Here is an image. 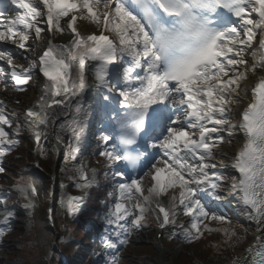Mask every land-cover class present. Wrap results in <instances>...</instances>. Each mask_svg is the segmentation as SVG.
<instances>
[{
  "label": "snow or ice",
  "instance_id": "snow-or-ice-1",
  "mask_svg": "<svg viewBox=\"0 0 264 264\" xmlns=\"http://www.w3.org/2000/svg\"><path fill=\"white\" fill-rule=\"evenodd\" d=\"M90 26L98 31L85 34ZM69 30V43L49 40L42 54L25 55L36 53L27 42L42 39V32ZM21 57L27 66L14 63ZM0 62L4 90L10 80L16 91H25L36 71L46 80L39 101L24 113L25 123L36 129L37 146L45 136L40 129L65 108L74 109L75 145L66 159L80 151L89 118L82 102L93 75L99 88L98 155L112 172L116 192L108 193L113 202L101 239L105 253L127 245L133 231L145 226L153 200L165 195L172 206L155 204L159 228L175 224L182 211L190 218L184 231L189 243L202 237L204 221L230 224L212 211L222 205L219 192L227 179L213 171L214 160L222 145L233 143L234 133L242 134L231 165L238 177H231L228 191L256 224L255 243L247 249L252 264H264V0H0ZM251 77L256 81L249 86ZM5 107L0 101V165L20 143L19 125L17 133L5 130L13 124ZM77 171L83 181L78 187L96 180L95 169L91 177L83 166ZM149 174L145 194L141 181ZM17 188L33 206L36 187L21 182ZM6 199L0 197V237L12 231ZM81 203L82 197L69 198L68 214L75 215ZM205 230L213 231L207 225ZM215 231L228 240L244 238L231 227ZM118 259L117 252L106 264Z\"/></svg>",
  "mask_w": 264,
  "mask_h": 264
},
{
  "label": "rangeland",
  "instance_id": "rangeland-1",
  "mask_svg": "<svg viewBox=\"0 0 264 264\" xmlns=\"http://www.w3.org/2000/svg\"><path fill=\"white\" fill-rule=\"evenodd\" d=\"M41 36H42V39H40L41 41H39L36 45V42L34 40V44L36 45V49L37 47H40L42 46V43L43 41L45 40L46 36H45V31L41 33ZM22 51V50H21ZM31 52V51H29ZM25 55H27V53H25ZM28 56V55H27ZM15 63H18V64H24L25 66H27V62L21 57V58H17L15 60ZM35 73H34V76H33V80L32 82H30L28 85H25V91L23 92H12L11 91V88H10V84L8 83L9 87H8V90H4V85H0V94H5V92L7 94H9V99L8 97L7 100H5V97L3 98H0L1 101H3V104L6 106V110L9 112L10 110V113L11 114H14V116H18V121L20 122L21 125H23V121H22V115H21V110H20V107L19 106H15V105H12L11 104V101H13L14 99V96L16 94H19V95H23V100H22V103L20 104H23L25 99L27 100H30L32 101L34 96H35V90L34 88H36L35 84L33 85V82H35ZM37 85V84H36ZM56 139V136L53 138L52 141H55ZM53 143L52 144L50 143L47 147V156H50L54 158V164L51 166V169L55 170L58 168V165H60L62 159L64 158V156L66 157V151H65V142H61V146L60 149H57V151H61L59 154L56 153V149L53 147ZM56 145H59L57 142H56ZM228 147V144H224L221 146V148L219 150H217V156L215 158V160L217 159L218 156H221L224 154V152L226 151V148ZM214 160V161H215ZM151 180H150V174L149 175H146L143 180L141 181V185H142V188L145 189V194H147V188H149L151 186ZM114 189V188H113ZM220 191H223V188L220 190ZM16 193H20L22 194L20 191H15ZM114 194L116 195V192L114 190ZM7 194H5V190H2L0 189V197H6ZM2 208V205H0V209ZM17 206L16 205H13L11 208H9L8 210L12 212V217L13 218V221H12V227H13V230L16 231V234L18 235H24L25 234V231L28 229V226H27V222L26 220H24V217L22 215H20L18 217L19 214H16L17 212ZM149 212V211H148ZM146 212V213H148ZM218 215H223L225 217H227V214L226 213H222V212H219L217 213ZM14 219H15V222H14ZM227 220H230L231 223L230 224H226L228 225V227L226 228H235L238 232V234L240 236H243L244 238L242 240H239V242H237L236 239H233V240H228L225 247L221 250V253L220 255L218 256L219 258L216 259L217 257H215V260L213 259H210L209 262H208V259H204L205 255L203 253H201L200 251L198 252L197 250L196 251H191V255L192 256H196L197 258H199V260L197 262L191 260L190 262L186 261V260H183L182 262H179L177 264H212V263H219L220 261L224 260V259H227L228 256L230 255V253H232V251L236 250L237 248L241 247L243 245V243L247 240V237L249 236V232L248 230L243 226L241 225V223L235 219H230L229 216L226 218ZM14 222V223H13ZM208 222V221H207ZM206 222V223H207ZM136 232H139L138 234H140V232L142 233L141 234V239H136V240H129V243L133 246H137V247H141L143 245H152L153 247H155V257H151V258H145L144 260H140L138 261L140 264H152L156 257L158 256V246L157 244L154 242L155 238H154V232L153 230H151L150 228H141L140 230L136 231ZM133 234V233H132ZM135 234V233H134ZM14 233L12 232V234L10 235V237L7 239V240H4V241H1L0 242V258H2V260H5L6 261V257H10V256H15L17 259H19V256L16 254V252L12 249H9L11 246L12 243H14ZM228 239V238H227ZM25 249H27L28 252H32V249L29 248V247H25ZM164 253H165V256H166V260H165V263L167 264H174L173 262H175L177 260V254H178V251H176L175 248H170V249H164Z\"/></svg>",
  "mask_w": 264,
  "mask_h": 264
},
{
  "label": "bare ground",
  "instance_id": "bare-ground-1",
  "mask_svg": "<svg viewBox=\"0 0 264 264\" xmlns=\"http://www.w3.org/2000/svg\"><path fill=\"white\" fill-rule=\"evenodd\" d=\"M81 24H83L84 22H80ZM45 27H47L46 23H44ZM94 29L93 26H90L89 29L86 31L85 34H87L89 32V30H92ZM48 35H46V44H48V41L51 40L53 43H55V39H54V35L53 33H49L47 32ZM72 35L67 32L66 36H63L61 40H65L67 41ZM33 40L30 39L28 41V44L29 45H32V46H35V44L32 42ZM45 47V46H44ZM42 47V48H44ZM255 78V77H253ZM252 80V77L250 78V81ZM250 81H248L247 83L250 85ZM88 82L89 84L91 85V87L86 91V95L84 96V99H88L91 94H94L95 93V80L93 79L92 76H90V74H88ZM44 85H40V86H37L36 87V102H38V97L41 96L42 94V88H43ZM35 102V103H36ZM242 107V105H241ZM74 110V109H73ZM71 109V107H68V108H65V110L63 112H60L58 116L56 117H53L52 118V122H55L57 123V121H59V124H63V125H71V120H70V113L73 111ZM51 111L52 110H49V114H51ZM57 123V125H59ZM87 124V120L85 122V125ZM65 127V126H63ZM60 128V126H59ZM66 128V127H65ZM84 131V130H83ZM67 132V131H66ZM234 139H233V143L231 145L228 146V148H226V151L224 152V154L222 156H220L217 160H216V164H217V168L214 170L220 174H223L225 177H227V179L224 180V184H225V192L222 194L223 195V201L225 203V206H227V209L230 213V215H232L234 218L236 219H240L239 221L244 225L245 228L248 229L249 231V236H248V240L243 244L242 247L240 248H237L236 250L232 251V253L230 254L229 258L228 259H224L222 260L220 263H213V264H247L249 261V258H250V254L248 253L247 250H245V248H249V246L253 245L254 243V236H255V231H256V227L254 225V223H252L247 215L242 212L241 210V207L238 206L237 204V197L230 193L228 191V188L230 186V183H231V177L233 176L232 172H230V169H229V166L228 164L230 162H232L231 158L233 156V154L236 153V150H237V146L240 144L241 142V137L239 134L237 133H234ZM63 138H66L68 135V132L67 134L63 133ZM225 136L227 137V134H225ZM221 161L223 162V166H221ZM141 235L137 234L135 236H132V239L133 240H136V239H141ZM166 256H165V253L163 251H159L158 252V256L156 257L155 261L152 263V264H167L165 263V259ZM230 259V260H229Z\"/></svg>",
  "mask_w": 264,
  "mask_h": 264
},
{
  "label": "trees",
  "instance_id": "trees-1",
  "mask_svg": "<svg viewBox=\"0 0 264 264\" xmlns=\"http://www.w3.org/2000/svg\"><path fill=\"white\" fill-rule=\"evenodd\" d=\"M14 161H15V159H11V162H14ZM21 166H23V164H21ZM26 169L28 171V170H31L32 167L31 168L30 167H26ZM31 175L36 180H38L39 183H40V185H41L40 186V188H41V191H40L41 192V199H40L41 208H40L39 211L36 212L37 217H35L33 219V223H34V226L36 228L35 230H38V229H41L42 230L44 227L46 228L45 222L42 221V220H43V216H44V214H43V207L47 204L45 198H46V193H47L46 190H47V186H48V181L46 179H44L37 170L36 171L31 170ZM96 194H97V191L93 193V198L89 200L90 201L89 202V206L90 207L92 206L91 205L92 202H93V204H96V201L94 200V196H96ZM56 208H57V205L54 204L55 214L57 213L58 216H61L62 215L61 214L62 212L60 210L56 209ZM57 214H56V216H57ZM83 216L85 217V216H88V215L85 213V214H83ZM42 224H44V225H42ZM83 226L84 225H79V224H77L75 222V223H73L71 225V228L70 227H67V228L60 229V230H62V231H64V230H70L69 232L71 234H73L74 233L73 232V229L76 230V227H77V230H78L77 231V235H80V232H81V229H82ZM60 230L58 228L57 232L60 233ZM48 232H49L51 238L49 239V236L47 234H44L42 236V241L43 242H40L39 245H35L34 244V245H32V246L29 247V248L32 249V253L27 252L25 249L23 250V257H24V259H29L30 256H34V257L35 256H38L37 258L40 259V260H42L41 263H44L45 262L44 264H48V261L45 258L50 259V261H51L50 264H55V263L59 262L58 261V258H57L56 247L52 244V241H51V239H54V237L52 236V234H51L50 231H48ZM29 240H31V239H29ZM203 245H204V247H209V244L207 242H202V246ZM70 252H71L70 254H73L72 251H70ZM80 253H83V252L81 251ZM81 260H82V258L80 256H77V258H74L73 264H80V261ZM0 264H7V263L4 262L2 259H0ZM121 264H140V263L138 261H135V259L132 257V255L125 254V257L121 261Z\"/></svg>",
  "mask_w": 264,
  "mask_h": 264
}]
</instances>
